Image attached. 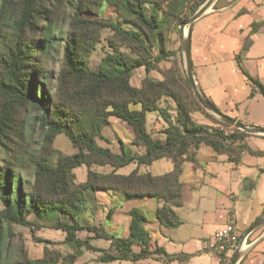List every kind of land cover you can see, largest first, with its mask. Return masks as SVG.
Returning <instances> with one entry per match:
<instances>
[{
    "label": "trees",
    "instance_id": "16d2710c",
    "mask_svg": "<svg viewBox=\"0 0 264 264\" xmlns=\"http://www.w3.org/2000/svg\"><path fill=\"white\" fill-rule=\"evenodd\" d=\"M104 3L119 18L117 21L97 17L96 12H100ZM187 3V0H0V147L5 152L0 165V264H8L11 248L6 244L4 230L9 231L12 224L31 230L43 227L59 230L64 234L61 245L70 248V252L62 253L45 246L42 256L32 259L20 242L13 264H74L83 251L99 253L97 261L102 263H136L149 257H166L162 249L150 248V238L143 230L146 219L138 209L129 211L128 239L80 222L85 192L161 200L164 205L156 209L155 219L163 227L175 229L181 222L170 207L181 205L182 165L187 161L193 168L197 166L196 152L200 145L226 155L234 164L240 163L242 153L264 156V151L247 145L245 139L249 134L245 132L234 128L231 134H226L218 128L195 123L192 113L204 109L194 97L186 76L175 70L164 71L161 81L145 78L139 88L130 84L134 71L143 69L148 73L157 63L171 57L172 53L166 50L169 34L177 31L203 2L190 6ZM262 23L254 24L252 32ZM104 29L111 32L106 40L111 51L97 70H91L88 57ZM248 45L246 38L235 57L236 64L251 86L249 96L259 93L264 97V86L241 67ZM56 59H61V71L53 88L47 65ZM163 99L173 102V117L170 108L160 106ZM133 104L140 108L132 109ZM150 112L167 125L162 132L163 141L152 138L146 130V114ZM110 118L130 128L132 143L142 146L143 154H128L123 144L121 152L114 154L97 144L96 139H102V129L109 125ZM35 129L38 138L34 137ZM60 134L69 140L74 153L56 152L53 143ZM54 154L57 155L52 163ZM162 158L172 162V171L159 176L139 173L140 166H150ZM130 164H136V168L127 175L115 173ZM81 166L87 169L86 180L77 183L73 171ZM92 166H109L112 171L100 173ZM113 210V207L108 210L106 221ZM50 211L69 221L57 218L50 224L37 223ZM82 231L90 236L79 238ZM97 239L109 241V249L93 246L91 241ZM134 243L141 247L138 253L132 251Z\"/></svg>",
    "mask_w": 264,
    "mask_h": 264
},
{
    "label": "crops",
    "instance_id": "0c3cea01",
    "mask_svg": "<svg viewBox=\"0 0 264 264\" xmlns=\"http://www.w3.org/2000/svg\"><path fill=\"white\" fill-rule=\"evenodd\" d=\"M257 23L262 24L252 32V26ZM190 38L193 75L203 95L222 114L245 126L264 128V119L256 117L254 113V103L261 94L249 96L251 86L235 60L243 48L244 40L248 38L249 45L244 51L241 67L264 86V0H216L211 9L193 23ZM132 76L130 84L139 87L140 85L133 84ZM170 112L175 115L174 111ZM192 118L194 120L193 115ZM109 125H113L112 129L116 127L125 129L129 136V144L133 146L131 130L124 122L110 118ZM201 125L210 127L204 122ZM166 126L156 113L146 114V130L152 138L163 141L165 135L162 132ZM115 141L120 147L124 144L118 137ZM260 142L264 143V140L253 137L246 141L251 149L264 151L257 145ZM101 147L110 149L109 146ZM206 148L209 147L200 145L197 150L195 168L187 161L182 165L179 177L182 184L181 205L170 207L181 222L175 229L163 227L155 219L156 209L164 205L161 200L152 198L124 200L119 193L89 192L90 190L85 192L86 203L80 222L101 227L106 233L117 238L128 239L131 222L129 211L133 208L138 209L146 219L143 230L150 238V248L162 249L166 257H149L136 263L130 261L102 263L97 261L99 253L83 251L74 264H220L216 255L209 252L207 245L214 234L230 222L233 223L238 235L236 249H240V258L236 264H264V224L247 233L258 219L264 218L262 216L264 165H260L258 160L264 156L242 153L240 163L234 164L226 155L216 154L209 148L214 153L212 155ZM112 152L119 154L117 147ZM143 153L140 150L137 155ZM162 160L170 161L162 158L148 167ZM169 166L170 170L165 173L172 171L171 161ZM140 167L139 173H149L141 172ZM118 170L115 171L116 174H119ZM73 172L77 183L85 182L87 169L84 173L79 167ZM185 173L186 179L183 177ZM259 185L262 187L261 194L259 192L261 199L257 200L258 208L255 209ZM89 203L93 204V207L89 206ZM111 207L114 208L113 213L110 220L106 221V214ZM97 211L101 213L98 222L95 218ZM238 223L244 228L243 231L238 229ZM97 240L102 242L94 244ZM97 240L91 241V244L103 250L109 249V241ZM140 249L138 244L132 245L134 253H138ZM234 251L227 254L228 264ZM89 259L93 260L88 262Z\"/></svg>",
    "mask_w": 264,
    "mask_h": 264
},
{
    "label": "rangeland",
    "instance_id": "374dc122",
    "mask_svg": "<svg viewBox=\"0 0 264 264\" xmlns=\"http://www.w3.org/2000/svg\"><path fill=\"white\" fill-rule=\"evenodd\" d=\"M187 1H188L187 6H190L193 3L200 1V0H187ZM201 1L203 2L201 5H203L206 0H201ZM211 7H210V9H211ZM96 13H97V17L100 19L101 18L104 20H114L115 19V21H117L119 19L114 14L111 7H109L105 3L102 4L100 12H96ZM186 32H187V27L185 28V33ZM110 35H111V32L109 30L104 29L101 31L98 43L96 44L94 50L90 53V55L88 57L89 69L97 70L98 67H100V65H101V61H102L103 57L111 51L107 45V42H106L107 38H109ZM181 39H182V34H181V32L179 30V26H178L177 31H174V32L169 34L168 42L166 44V50L168 52L172 53L171 57L166 61H161L160 63H157L155 69L149 71L148 73H145L143 71V69H141V70L139 69L137 71H134L133 72L134 75L132 76L133 84L141 85L142 81L145 78H147V79L149 78V79L155 80V81H161L162 73L164 71H167L170 68L172 70H175L182 77L185 78V76H186L185 75V64H184V58H183L182 49H181ZM260 45L261 44H259V46ZM122 49L126 50L124 48H122ZM47 71L50 72V75H51V78L49 77V83H52L53 88H55L56 87V79L60 75V71H61V59H56V61H54V62L50 61L47 65ZM138 71H139V73H136ZM140 71H141V73H140ZM139 82H140V84H139ZM139 87H136V88H139ZM160 106L170 108L171 111H173V109H174L173 102L168 100V99L161 100ZM131 108L134 110H138L140 107L138 104H133V105H131ZM254 109H255L254 113L256 114L255 116L259 117L260 119H264V97L262 95H259L257 97V102L254 103ZM192 115L194 117V122L197 124H202L204 122L206 124H209L210 127L218 128V129L222 130L226 134H231V132L234 130V128L231 126L226 127V126L219 124L222 122L218 118L212 116L210 113H208L205 110H197L194 113H192ZM173 116L174 115L172 113V117ZM112 126L113 125H109V126H106L102 129V132H101L102 139H96L97 144H99L101 146H109L111 151H113L114 148L117 147V153H120L121 152L120 144L115 141L116 137H118L124 143L123 149L126 153L137 155L138 153H140V150L142 152H144V148L142 146H136L134 144L132 146L129 144V136H128L127 132L125 131V129L120 128V127H116V129H112ZM33 134H34V137L38 138L39 132L37 131V129H35L33 131ZM251 137L264 140L263 135H251V134H249V136L245 139V142L247 141L248 138H251ZM237 144H238V142H237ZM257 145H259V147L261 149H264V143L260 142ZM53 147L56 150V152L58 154H61V155H70L76 151L75 149L72 148L69 140L62 134L58 135L55 138L54 143H53ZM206 151L212 155L214 154L209 148H206ZM56 155L57 154L52 155V157L50 159V161L52 163L55 161ZM200 156H199V158H201ZM4 157H5V152L0 147V165H1V161ZM258 160H259L260 165H264V157H260ZM169 165H170V161L162 160V161H158V162L154 163L152 165V167L142 166V167H140V171L141 172H147L148 171L149 173H151L153 175H159V174H163V173L169 171L170 170ZM135 167H136L135 164H130V165L118 170L117 173H119V174L129 173ZM92 168L95 171L100 172V173H109L112 171V168L109 166H104V167L92 166ZM81 169L84 170V173H85L86 167L81 166ZM183 177H184V179L187 178L186 173L184 174ZM261 188L262 187L259 185L258 189H257L258 199H255L256 202L254 203L255 209L258 208L257 200L261 199L259 196V192H260V194L262 192ZM89 192H91V191H89ZM120 196L122 197V199L128 200V199L123 198L122 195H120ZM89 206L93 207V204L89 203ZM1 209H2V205L0 203V210ZM100 214H101L100 211L96 212L95 218H96L97 222H98L97 219L100 217ZM57 218H61V219H64L65 221H69L68 218L61 216L56 212L50 211L47 213L46 218H44L42 220L39 219L40 221L39 222L37 221V223L40 224L42 222H45L44 224H50L51 223L50 221H53ZM29 219L33 220L32 216H30ZM238 229H240L241 231L244 230V228L241 227L240 223H238ZM8 232L11 233V235H8ZM87 234L88 233L85 231L78 233L80 238H84L85 236H87ZM4 238L6 240V244L8 242L10 244V248H11V252H10L9 257L7 259L8 264H13L15 262L16 254H17L16 253L17 248H18L20 242L23 243L28 257H30L32 259H36L37 257H41L42 253H43V249L45 246H47L50 249H56L62 253L70 252V248H68L65 245H61V242L64 238L63 232H61L59 230L47 228V227L31 230L29 227L12 224L9 227V231L6 229L4 230ZM46 242H50V244L46 245ZM97 242H102V241H98V240L94 241V244H97ZM92 255L95 256L94 253ZM92 260L93 259H89L88 262H91Z\"/></svg>",
    "mask_w": 264,
    "mask_h": 264
},
{
    "label": "water",
    "instance_id": "95a60500",
    "mask_svg": "<svg viewBox=\"0 0 264 264\" xmlns=\"http://www.w3.org/2000/svg\"><path fill=\"white\" fill-rule=\"evenodd\" d=\"M216 0H206L203 5H201L189 18L187 21L181 23L179 25V30L182 34L181 39V49L182 54L184 58V64H185V75L186 78L192 88L193 95L198 101V103L201 105V107L210 113L212 116L218 118L222 123L231 126L233 128H236L242 132H245L247 134L251 135H263L264 136V128L261 127H255V126H245L234 119L222 114L220 111H218L209 101L208 99L203 95L201 90L196 84V81L194 79L193 70H192V64H191V56H190V44H191V38H190V32L193 23L203 16L213 5V3ZM187 27V32L185 33V28ZM264 224V218L258 219L248 230L247 233L251 232L252 230L256 229L257 227ZM240 249L237 248L234 253L232 254V257L230 259L229 264H236L238 259L240 258Z\"/></svg>",
    "mask_w": 264,
    "mask_h": 264
},
{
    "label": "built area",
    "instance_id": "2783aa9c",
    "mask_svg": "<svg viewBox=\"0 0 264 264\" xmlns=\"http://www.w3.org/2000/svg\"><path fill=\"white\" fill-rule=\"evenodd\" d=\"M237 242L238 235L233 223L230 222L214 234V237L207 245V249L216 255L220 264H228L227 254L236 249ZM221 255L224 257H221Z\"/></svg>",
    "mask_w": 264,
    "mask_h": 264
}]
</instances>
